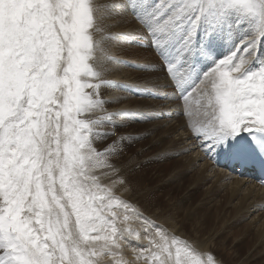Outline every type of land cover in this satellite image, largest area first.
<instances>
[{"label":"snow or ice","instance_id":"1","mask_svg":"<svg viewBox=\"0 0 264 264\" xmlns=\"http://www.w3.org/2000/svg\"><path fill=\"white\" fill-rule=\"evenodd\" d=\"M173 114L264 166V0H0V264H218L117 192L122 129Z\"/></svg>","mask_w":264,"mask_h":264},{"label":"bare ground","instance_id":"2","mask_svg":"<svg viewBox=\"0 0 264 264\" xmlns=\"http://www.w3.org/2000/svg\"><path fill=\"white\" fill-rule=\"evenodd\" d=\"M118 51L119 49H116L117 55L119 53ZM134 75L135 69L117 66V70L110 74V78L131 83L133 82L132 78ZM112 92L115 95L128 97V99L124 100L126 103H121L117 106L137 107L152 104L161 105L166 110L176 111L177 103H171L172 100L142 99L120 89H112ZM171 116L172 117L165 115L163 118L151 122L146 132L153 134L150 145L161 143L160 147L156 150L157 154L153 158L172 154L177 156L175 160L169 161L175 162L176 166L173 167L174 170L168 174L169 176L171 175L169 177L170 182H168L173 184L178 179L187 178V181H189L187 182L188 185L177 183L172 186L177 192L186 189V195H183L185 198L190 196L193 191L195 192L202 186L208 185L209 190L206 191L208 202L212 201L216 194L225 191L224 193L229 199L228 203H233L235 205L240 204L242 206L243 209L240 211V217L244 216L245 219H249L248 224L250 227L255 228L257 226V229L261 232L260 240L264 241V187L252 180L238 178L230 174V172L223 167L218 166L213 158L207 156L202 151L197 141L191 136L188 130L182 127L185 122V117L176 114ZM175 118L178 119L175 120ZM147 146L149 145H146V147ZM147 157L148 155L146 158H143L147 159ZM123 163V169L120 175L127 178L130 191L124 192L122 188L118 187V194H122L126 199L137 202L147 214L151 215L159 223L164 224V226L176 236L191 242L200 252L214 254L218 264H247L243 260H238L235 263L226 262L222 254L219 253L218 247H216V239L220 231L211 229L207 233L203 232L200 236L197 235V232L193 233L192 229L186 227V225L193 223L201 224L205 218L193 216L178 217L172 211L169 212L167 208L162 207L158 203L160 202L159 200H151L150 190L147 189V185L143 186L144 182L142 178L138 185L131 183L129 179L132 176V167H134L131 159H127ZM165 163L166 162L158 163V165H165ZM189 172H194V174L190 177H186ZM230 178L233 180H228ZM113 179H116V177H113ZM107 182L106 180L105 183ZM177 205V203L174 204V206ZM225 207H228L227 204H225ZM218 218L220 219L221 217ZM238 240L241 239L239 238ZM143 243L145 246L147 245V241H143ZM222 243L226 245L228 242L223 241ZM124 255L129 260L133 259V253L130 248L124 250ZM249 257H251L250 252H248L245 259ZM103 259L105 261H110L111 257H104ZM136 264H147V262L141 259L136 261Z\"/></svg>","mask_w":264,"mask_h":264},{"label":"rangeland","instance_id":"3","mask_svg":"<svg viewBox=\"0 0 264 264\" xmlns=\"http://www.w3.org/2000/svg\"><path fill=\"white\" fill-rule=\"evenodd\" d=\"M118 52V55H122L120 51ZM121 103L124 104L126 101L122 100ZM171 103H177V101L172 100ZM155 120L157 119H145L143 122L137 121L132 123L127 129H122V131L132 132L141 137L133 139L131 142H126L125 156L122 160V164H124L125 160L131 159L134 165L131 170L132 176L129 178L131 183L138 185L142 178L143 186L147 185V189L150 190L151 200H159L160 202L158 203L162 207L167 208L169 212L172 211L178 217L193 216L205 218L201 224L193 223L186 225V227L191 228L193 233L197 232L198 236L203 234V232L207 233L211 229L220 231L216 239V247H218L219 253L222 254L226 262L235 263L238 260H243L247 264H264V241L260 240L261 232H259L257 226L255 228L249 226V219H245L244 216L240 217L242 206L228 203L229 199L224 193L225 191L216 194L213 200L208 202V196L206 195V191L209 190L208 185L202 186L195 192L193 191L187 198L183 197V195H186V189L177 192L172 187L177 183L188 185L187 182L189 181L184 178L176 180L173 184L169 183L171 175L169 176L168 174L176 166L175 162L169 161L177 158L175 154L153 158L157 154L156 150L161 143L150 145L153 134L146 132L148 125ZM146 145L149 146L146 147ZM147 155V159H144L143 157L146 158ZM163 162H166L165 165H158V163ZM193 174L194 172H189L186 177H190ZM228 180L232 181L233 179L230 178ZM175 203L178 205L174 206ZM225 204L228 207H225ZM218 217L221 218L219 219ZM239 238L241 240H238ZM223 241L228 243L224 245ZM248 252H250L251 257L245 259Z\"/></svg>","mask_w":264,"mask_h":264}]
</instances>
